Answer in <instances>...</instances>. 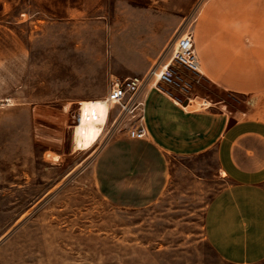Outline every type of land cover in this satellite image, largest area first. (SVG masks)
<instances>
[{
  "label": "rangeland",
  "instance_id": "1",
  "mask_svg": "<svg viewBox=\"0 0 264 264\" xmlns=\"http://www.w3.org/2000/svg\"><path fill=\"white\" fill-rule=\"evenodd\" d=\"M148 4L0 0V264H225L203 235L206 206L226 184L212 153L153 161L158 191L138 210L109 204L94 180L101 147L124 131L118 108L93 147L75 149L78 104L103 101L111 75L165 63L192 29L194 10L172 22ZM155 15L168 21L148 23ZM174 70L187 90L168 86L175 97L242 107V98Z\"/></svg>",
  "mask_w": 264,
  "mask_h": 264
},
{
  "label": "crops",
  "instance_id": "2",
  "mask_svg": "<svg viewBox=\"0 0 264 264\" xmlns=\"http://www.w3.org/2000/svg\"><path fill=\"white\" fill-rule=\"evenodd\" d=\"M148 8L170 13L172 22L194 10L187 34L197 71H184L244 102L229 108L185 95L180 99L161 84L144 87L146 137L131 140L123 131L101 147L94 160L97 190L114 207L139 210L145 196L155 198L158 191L161 175L153 161L212 153L215 177L226 184L206 206L204 240L225 264H264V0H149ZM167 18L149 16L148 23ZM174 80L187 93L176 72Z\"/></svg>",
  "mask_w": 264,
  "mask_h": 264
},
{
  "label": "built area",
  "instance_id": "3",
  "mask_svg": "<svg viewBox=\"0 0 264 264\" xmlns=\"http://www.w3.org/2000/svg\"><path fill=\"white\" fill-rule=\"evenodd\" d=\"M175 66L186 71H197L189 34L183 35L174 43L170 57L165 63L154 66L145 75L124 79L109 76L107 94L103 100L109 106L107 117L112 108H118L117 120L124 124L128 139L142 140L146 137L143 125V100L140 98L142 90L148 85L151 87H157L159 84L174 86ZM200 106L205 107V104L201 103Z\"/></svg>",
  "mask_w": 264,
  "mask_h": 264
},
{
  "label": "bare ground",
  "instance_id": "4",
  "mask_svg": "<svg viewBox=\"0 0 264 264\" xmlns=\"http://www.w3.org/2000/svg\"><path fill=\"white\" fill-rule=\"evenodd\" d=\"M80 106L78 122L74 129L75 149L85 151L99 140L106 123L109 106L104 101H84Z\"/></svg>",
  "mask_w": 264,
  "mask_h": 264
},
{
  "label": "water",
  "instance_id": "5",
  "mask_svg": "<svg viewBox=\"0 0 264 264\" xmlns=\"http://www.w3.org/2000/svg\"><path fill=\"white\" fill-rule=\"evenodd\" d=\"M232 122L230 121V123L228 124V128L231 126Z\"/></svg>",
  "mask_w": 264,
  "mask_h": 264
}]
</instances>
